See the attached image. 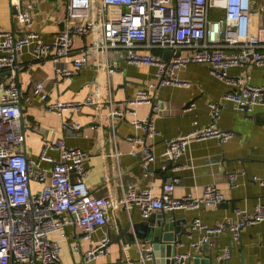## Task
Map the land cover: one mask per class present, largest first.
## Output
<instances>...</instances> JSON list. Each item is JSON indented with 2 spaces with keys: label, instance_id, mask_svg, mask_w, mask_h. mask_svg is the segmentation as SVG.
Segmentation results:
<instances>
[{
  "label": "built area",
  "instance_id": "1",
  "mask_svg": "<svg viewBox=\"0 0 264 264\" xmlns=\"http://www.w3.org/2000/svg\"><path fill=\"white\" fill-rule=\"evenodd\" d=\"M37 1L0 0V10L5 13L2 21H9L16 29L23 30L16 35L14 30L0 27V72L9 70L0 82V264H59L64 241L69 238L65 231L68 227H78L82 238H90L94 230L109 222L110 211L117 207L129 209L138 204L142 214L148 216L158 209H197L218 205L223 194L214 184L205 185L198 195L187 193L173 197L170 192L177 180L173 176L164 181L159 195L148 189L137 190L132 185L121 197L96 195L86 181L88 170L84 163L87 152L69 145L63 137L43 138L39 154L28 155L25 148L27 127L17 77L19 58L28 50L36 59L51 58L56 62L64 59L71 66L59 64L57 79L75 75L97 52L101 49L106 52L111 47L130 63L155 65L152 81L126 100L118 101L117 106L109 102L112 115H123V110L133 111L134 106L149 102L158 86L190 85L189 81L176 75V69L189 62L207 63L213 74L230 86L223 95L224 100L248 112L255 105H264V85L252 84L248 75L229 74L227 70L241 63L264 66V26H254L258 1L68 0V18L84 21L75 23L67 19L66 29L59 31L53 41H47L39 31L29 27ZM93 2H98L97 19L94 20L90 18ZM107 7H115L117 14L109 16ZM90 31L99 35L97 42L71 56L72 34ZM150 47L171 50L174 55L164 59L144 50ZM183 49L186 51L182 52ZM177 50L180 53L175 55ZM101 65L108 70L107 61ZM34 90L45 102L47 110L72 113L62 120L65 129L80 127L72 115L84 104L97 106L105 102L95 93L88 94L83 100L53 99L44 91L41 81L35 83ZM209 105L211 117H217L219 105ZM155 114L152 111L146 119H134L133 122L147 135L155 134ZM228 134L211 122L171 137L161 154L168 162L175 163L192 139L210 136L225 139ZM133 141L143 144L147 164L154 159L144 137H135ZM261 182L264 183V175ZM263 219L264 204H257L252 212H243L237 221L208 225L200 217H195L190 229H199L202 234L191 245L198 249L210 235L225 230L238 236L242 227ZM54 233L57 237L53 236ZM109 235L106 231L87 251L81 250L79 240L72 244V249L83 253L87 259L94 258L107 251L111 240ZM134 242L139 248L142 264H149L154 258L153 250L147 245L149 240L135 237ZM190 256V253H180L173 258L175 264H185ZM228 257L227 250L219 256L222 259Z\"/></svg>",
  "mask_w": 264,
  "mask_h": 264
},
{
  "label": "crops",
  "instance_id": "2",
  "mask_svg": "<svg viewBox=\"0 0 264 264\" xmlns=\"http://www.w3.org/2000/svg\"><path fill=\"white\" fill-rule=\"evenodd\" d=\"M257 1L256 9H262V15L257 21L255 18L254 26H264V0ZM68 10V0H38L29 27L39 31L47 41H53L59 31L66 29L67 19L75 23L84 21L68 18ZM96 12L97 7L93 2L91 19H97ZM107 14L115 16L116 8L107 7ZM4 16V11L0 10V27L12 29L16 35H20L23 30L16 29L9 21L3 22ZM98 38L94 31L72 34L70 55L78 54L97 42ZM144 50L159 54L164 59L174 55L170 50L171 55L164 57L166 50L161 47ZM105 61L109 63L108 70L101 65ZM19 64L17 77L27 127L25 148L28 155L39 154L43 138L63 137L69 145L84 149L87 152L84 163L88 170L86 181L96 195L121 197L129 185L159 195L169 176L177 178L170 192L173 197L187 193L198 195L205 185L214 184L223 194V200L218 205L200 206L197 209H158L151 213L162 212L167 219L180 221L181 224H176L187 231L182 235L181 242L175 244V254L203 252L211 257L212 264H264V219L242 227L238 236L230 230L210 235L208 241L202 242L198 249L193 248L191 243L202 232L190 229L195 217H200L208 225L226 220L237 221L243 212H252L257 204H264V183L261 182L264 175V105H255L248 112L235 108L223 97L230 88L228 83L213 74L209 64L189 62L177 68L175 73L189 81L190 85L158 86L149 102L134 106L133 111L123 110V115H112L109 102L117 106L118 101L126 100L152 81L155 65L130 63L122 55L119 56L113 47L106 52L101 49L78 73L63 79H57V67L59 64L71 66L64 59L57 62L51 58L36 59L26 50L20 56ZM227 71L229 74L248 75L252 84L264 85V66L241 63L229 67ZM55 80H58L57 83H54ZM38 81L43 83L44 91L53 99L83 100L88 94L95 93L105 102L97 106L84 104L79 112L72 115L80 127L65 129L62 120L72 113L65 111L59 114L47 110L45 102L34 90ZM209 103H216L220 107L215 118L211 117ZM152 111L156 112L153 123L157 132L147 135L133 120H144ZM211 122L228 132L229 136L225 139L217 136L192 139L175 163L168 162L162 156L171 137L187 133L195 127H205ZM96 126L99 128H94ZM135 137H144L149 151L154 155L148 164L144 146L141 142H134ZM163 165L166 167L163 168ZM148 216L142 214L138 204L129 209L117 207L110 211L109 222L94 230L90 238H82L78 227H68L65 231L69 238L64 241L59 264H142L134 239H149L137 233L133 224ZM126 226H129L132 244L120 234ZM106 231H109L111 240L105 253L87 259L83 253H76L72 249V244L77 240L83 252L91 249ZM53 236L57 237V233ZM152 243L149 240L147 245L153 250ZM226 250L229 257L219 258ZM161 251L165 254L166 248L163 247ZM154 258L149 264H154Z\"/></svg>",
  "mask_w": 264,
  "mask_h": 264
},
{
  "label": "water",
  "instance_id": "3",
  "mask_svg": "<svg viewBox=\"0 0 264 264\" xmlns=\"http://www.w3.org/2000/svg\"><path fill=\"white\" fill-rule=\"evenodd\" d=\"M98 5V2H96ZM180 50H177L175 55H178ZM171 55L170 50H166L164 57ZM168 59V58H167ZM19 70H17L18 72ZM9 70L0 72V82L3 80V76L8 74ZM180 221H173L167 219L164 213H153L147 217V219L133 224V229L140 234L145 235L153 243L154 250V264H175L173 256L176 253L175 244L181 242L182 235L187 231L182 225H177ZM181 224V223H180ZM129 226L124 227L120 234L124 235L129 244L133 243L128 232ZM174 233H177L174 236ZM165 247L166 253L163 254L161 249ZM187 264H212V259L209 255L203 254V252L194 253L187 259ZM224 264H226L224 262ZM248 264V263H243ZM262 264V263H256Z\"/></svg>",
  "mask_w": 264,
  "mask_h": 264
},
{
  "label": "rangeland",
  "instance_id": "4",
  "mask_svg": "<svg viewBox=\"0 0 264 264\" xmlns=\"http://www.w3.org/2000/svg\"><path fill=\"white\" fill-rule=\"evenodd\" d=\"M261 11H262V9L260 10V11H256L255 12V18H256V21L260 18V16L262 15L261 14Z\"/></svg>",
  "mask_w": 264,
  "mask_h": 264
}]
</instances>
